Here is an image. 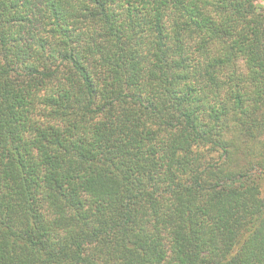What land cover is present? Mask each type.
Wrapping results in <instances>:
<instances>
[{"label": "trees", "instance_id": "trees-1", "mask_svg": "<svg viewBox=\"0 0 264 264\" xmlns=\"http://www.w3.org/2000/svg\"><path fill=\"white\" fill-rule=\"evenodd\" d=\"M0 264H264V0H0Z\"/></svg>", "mask_w": 264, "mask_h": 264}, {"label": "rangeland", "instance_id": "rangeland-1", "mask_svg": "<svg viewBox=\"0 0 264 264\" xmlns=\"http://www.w3.org/2000/svg\"><path fill=\"white\" fill-rule=\"evenodd\" d=\"M258 5H259V6H262V5H263V3H262V2H258Z\"/></svg>", "mask_w": 264, "mask_h": 264}]
</instances>
